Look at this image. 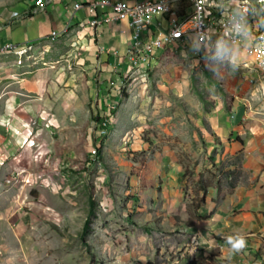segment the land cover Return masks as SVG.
<instances>
[{"label": "rangeland", "instance_id": "1", "mask_svg": "<svg viewBox=\"0 0 264 264\" xmlns=\"http://www.w3.org/2000/svg\"><path fill=\"white\" fill-rule=\"evenodd\" d=\"M27 48L0 60L16 65L17 75L50 82L27 127V147L0 167V264H216L187 257L185 232L159 224L153 187L169 156L191 160L201 112L217 101L238 100L247 114L264 116V79L248 73L257 70L251 41L234 48L250 61L216 45L202 46L197 57L219 54L202 65L169 50L143 76L119 83L122 99L108 111L100 86L56 82L85 78L73 45ZM189 168L186 194L189 181L200 186Z\"/></svg>", "mask_w": 264, "mask_h": 264}, {"label": "crops", "instance_id": "2", "mask_svg": "<svg viewBox=\"0 0 264 264\" xmlns=\"http://www.w3.org/2000/svg\"><path fill=\"white\" fill-rule=\"evenodd\" d=\"M94 1L98 0H43L41 4L37 0H0V49L8 43L65 40L73 45L71 54L85 78L82 81L78 77L66 81L57 78L56 82H88L94 89L100 86V99L108 107L105 111L122 99L119 83L129 82L137 74L143 76L169 50L188 54L196 65L219 55L208 59L196 57L197 46L193 37H189L187 42L156 49L148 64L130 72L134 70L129 68L127 59L134 42L130 18L106 21L115 18L114 8L98 7L92 11L90 4ZM110 1L133 4V0ZM173 1L174 7L182 11L185 4ZM222 3L223 12L228 13L229 3ZM77 4L81 7L77 8ZM95 19L99 21L92 25ZM167 30V17L157 15L141 39L149 41L163 36ZM54 31L56 37L51 36ZM4 52L12 51L0 50V54ZM236 54L244 60L243 50H235L233 55ZM15 69L16 65L0 60V167L15 152L27 147L30 139L27 127L34 111L42 110L41 99L48 95L50 82L43 77L17 75ZM248 73L256 81L264 79L258 71ZM260 83L263 87L264 82ZM200 119V130L193 141L199 148H192L195 151L191 160L182 164L169 156L168 168H164L157 184L159 189L153 187V214L159 217L161 226L185 232L187 257L192 260L264 264V116L247 114L238 100L222 99L202 111ZM197 150L202 152L200 157ZM188 165L196 177L192 179L200 186L195 190L189 181L186 194L182 176ZM236 235L245 240L239 251L232 250L227 242L229 236Z\"/></svg>", "mask_w": 264, "mask_h": 264}, {"label": "built area", "instance_id": "3", "mask_svg": "<svg viewBox=\"0 0 264 264\" xmlns=\"http://www.w3.org/2000/svg\"><path fill=\"white\" fill-rule=\"evenodd\" d=\"M183 5L182 11L174 7L173 0H133L132 5L123 2H111L110 0H98L90 4L92 11L98 7L111 6L115 10V18H106V21L129 17L134 28V42L130 46L127 54L129 68H141L148 64L156 49L162 48L170 43H184L189 37H193V43L197 46L196 57L201 54V48L207 45L206 24L204 15L209 10H219V21L223 22V40L229 45L235 42H243L247 45V40H254L257 37H264V0H256L253 6L252 21H237L236 18L223 12L222 0H216L213 6H206L205 0H177ZM249 3V0H240ZM43 0H37L41 4ZM76 7H81L77 4ZM157 15H165L168 21V30L163 36L153 38L144 42L141 36L149 23ZM98 19L92 20L91 24L98 23ZM55 32V31H54ZM52 32V33H54ZM31 44V43H25ZM25 44L8 43L2 48H15ZM259 50V57L264 59V45L255 46ZM245 59H250L245 56ZM114 103L110 104L112 108ZM111 115L107 116L110 119ZM106 119V117L104 118ZM107 120V119H106ZM104 120V121H106ZM100 125L103 130V122Z\"/></svg>", "mask_w": 264, "mask_h": 264}, {"label": "bare ground", "instance_id": "4", "mask_svg": "<svg viewBox=\"0 0 264 264\" xmlns=\"http://www.w3.org/2000/svg\"><path fill=\"white\" fill-rule=\"evenodd\" d=\"M215 2L216 0H205V5L213 6ZM222 2L229 3V9L227 14L236 18L237 21H252V16H253L252 5H256V0H249V3L240 0H222ZM211 12L212 10H209L207 12V15H204V22H207L206 33H207V43L209 45V48L213 45H216L219 50L228 52V51H232V49L234 48L236 49L237 47H241L244 44L243 42H235V45H229L226 42H224L223 34H222L223 22L219 21V16L217 17L215 15H212L214 12L213 13ZM66 31L67 28L64 30L63 33H65ZM57 35H58L57 32L51 34V36L53 37H56ZM250 41L256 55V64H255V68L257 69L256 71H258L259 75H261V77L264 78V59L263 57H259V50L257 48H254L255 46L264 45V37H257L256 39ZM30 46L31 45H29V47ZM25 49L28 50L27 46L26 47L16 46L15 48H1L0 50L21 53L24 52Z\"/></svg>", "mask_w": 264, "mask_h": 264}, {"label": "clouds", "instance_id": "5", "mask_svg": "<svg viewBox=\"0 0 264 264\" xmlns=\"http://www.w3.org/2000/svg\"><path fill=\"white\" fill-rule=\"evenodd\" d=\"M228 245L234 251H239L245 245V240L243 236L236 235V236H229L227 238Z\"/></svg>", "mask_w": 264, "mask_h": 264}, {"label": "trees", "instance_id": "6", "mask_svg": "<svg viewBox=\"0 0 264 264\" xmlns=\"http://www.w3.org/2000/svg\"><path fill=\"white\" fill-rule=\"evenodd\" d=\"M104 122H105V121H104ZM104 122H103V123H104Z\"/></svg>", "mask_w": 264, "mask_h": 264}]
</instances>
